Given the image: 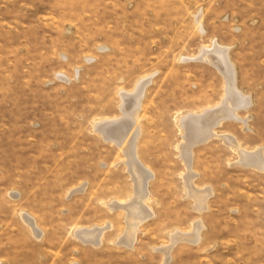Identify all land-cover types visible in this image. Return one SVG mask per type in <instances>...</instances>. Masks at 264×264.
Segmentation results:
<instances>
[{
	"label": "rangeland",
	"instance_id": "1",
	"mask_svg": "<svg viewBox=\"0 0 264 264\" xmlns=\"http://www.w3.org/2000/svg\"><path fill=\"white\" fill-rule=\"evenodd\" d=\"M216 47L250 104L214 131L264 156V0H0V264H264V171L214 137L190 150L206 209L185 183L180 119L226 96L203 59ZM142 80L135 154L153 216L126 246L125 212L107 205L133 181L94 125L122 119L121 93ZM106 225L98 245L74 235Z\"/></svg>",
	"mask_w": 264,
	"mask_h": 264
},
{
	"label": "bare ground",
	"instance_id": "2",
	"mask_svg": "<svg viewBox=\"0 0 264 264\" xmlns=\"http://www.w3.org/2000/svg\"><path fill=\"white\" fill-rule=\"evenodd\" d=\"M215 49L216 50L211 53L209 49L206 51L204 49L203 59L204 61L213 62L212 64L224 75L226 96L220 106L214 110H204L202 113L200 112V114H188L182 117L179 123V126H181V129L184 132L181 138L183 139V143H181L178 148L180 150V157L184 161L188 170L186 177H184L185 183L188 195L194 200L197 211L206 209L205 203L211 194L207 189L195 190L192 186L193 177L195 175L190 171V150H192L196 145L205 143L214 137H221L231 150H235L239 155L236 163L241 166L256 167L257 169L264 171V156H262L261 150L249 153L240 147L234 137H230L228 135L220 136L214 131V129L223 121H240L236 115L237 111L240 109H246L250 104L249 98L245 97L235 87L234 75L233 71H231L232 66L226 58L227 55H225V50L217 47ZM147 84L148 81H140L136 87L134 95L121 93V102H123L120 107L122 119H105L96 122L94 125V129L99 133L104 141L111 142L115 144V146L117 145V147L122 149V152L124 151L123 154L126 159L123 164L129 171L131 176L130 180L133 181V196L128 202L124 204L114 201L107 205L112 210L120 209L125 212V221L127 223L126 231L118 243L126 246H131L133 244L134 236L137 231L136 227H139L153 216L151 208L147 204L149 200L147 184L148 181H150V178H152V175L145 167H142L140 162L137 160L134 141L140 132L139 127H137L139 120V100L142 99L143 90ZM245 122L246 120H241V123L246 124ZM82 190L83 187L76 189L75 191ZM22 219L30 226L35 236H40V232L36 229L31 218H29L26 214H23ZM109 227L110 225L88 229L81 228L76 230L74 235L81 242L85 244L87 242L94 246L99 244L102 233H104V231ZM201 228V224L197 223L195 225L193 229L194 232L188 235L190 241L192 239L194 241L198 240ZM179 237L181 236L179 235ZM179 237L176 234L171 235V247L163 249L165 256H167L169 251H171L173 244L178 241Z\"/></svg>",
	"mask_w": 264,
	"mask_h": 264
}]
</instances>
